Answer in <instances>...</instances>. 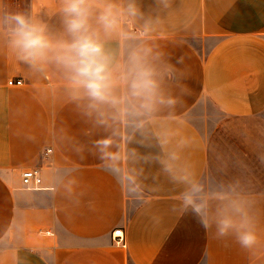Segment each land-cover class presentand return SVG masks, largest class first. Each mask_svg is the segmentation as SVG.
Masks as SVG:
<instances>
[{
	"label": "crops",
	"instance_id": "1",
	"mask_svg": "<svg viewBox=\"0 0 264 264\" xmlns=\"http://www.w3.org/2000/svg\"><path fill=\"white\" fill-rule=\"evenodd\" d=\"M136 4L132 39L106 47L121 65L130 45L151 47L176 100L138 120L89 114L62 71L20 61L0 31V264H264V0ZM26 5L63 32L61 0ZM29 168L40 187H24ZM194 194L208 229L185 203ZM237 200L252 248L216 229Z\"/></svg>",
	"mask_w": 264,
	"mask_h": 264
},
{
	"label": "clouds",
	"instance_id": "2",
	"mask_svg": "<svg viewBox=\"0 0 264 264\" xmlns=\"http://www.w3.org/2000/svg\"><path fill=\"white\" fill-rule=\"evenodd\" d=\"M63 32L53 35L48 26L21 11L0 7V31L17 58L43 70L54 65L62 71L73 90L74 100H86L89 114L97 118L138 120L159 105L175 104L165 96L161 74L153 64L159 54L143 44L130 45L121 65L106 44L113 39L130 41L128 25L142 15L136 0H61ZM93 21L95 23H93ZM147 32V26L142 29ZM187 199L194 213L201 215L205 229L211 225L195 202ZM219 235L234 234L245 248L257 243L251 218L242 201H231L218 211Z\"/></svg>",
	"mask_w": 264,
	"mask_h": 264
},
{
	"label": "built area",
	"instance_id": "3",
	"mask_svg": "<svg viewBox=\"0 0 264 264\" xmlns=\"http://www.w3.org/2000/svg\"><path fill=\"white\" fill-rule=\"evenodd\" d=\"M8 83L21 85L23 81L22 79H17V80L12 79ZM51 152H52V149L48 148L45 151V154H49ZM21 177H22L23 185L26 188L34 189V188H38L41 186L42 177H41L40 169L38 168H29V169L23 170L21 173ZM117 232L121 233V235L118 237H114V233H117ZM112 239L114 240L115 243L122 244L125 241L124 231L121 228L115 229L114 231H112Z\"/></svg>",
	"mask_w": 264,
	"mask_h": 264
},
{
	"label": "rangeland",
	"instance_id": "4",
	"mask_svg": "<svg viewBox=\"0 0 264 264\" xmlns=\"http://www.w3.org/2000/svg\"><path fill=\"white\" fill-rule=\"evenodd\" d=\"M11 1L14 4V7H13L14 11H21V12L24 11L26 13L27 11L26 0H11Z\"/></svg>",
	"mask_w": 264,
	"mask_h": 264
},
{
	"label": "snow or ice",
	"instance_id": "5",
	"mask_svg": "<svg viewBox=\"0 0 264 264\" xmlns=\"http://www.w3.org/2000/svg\"><path fill=\"white\" fill-rule=\"evenodd\" d=\"M120 235H121V233H119V232L114 233V237H118V236H120Z\"/></svg>",
	"mask_w": 264,
	"mask_h": 264
}]
</instances>
